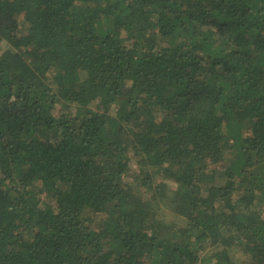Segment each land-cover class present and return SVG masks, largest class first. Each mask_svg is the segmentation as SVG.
Segmentation results:
<instances>
[{"label": "trees", "instance_id": "1", "mask_svg": "<svg viewBox=\"0 0 264 264\" xmlns=\"http://www.w3.org/2000/svg\"><path fill=\"white\" fill-rule=\"evenodd\" d=\"M262 212L264 0H0V264H264Z\"/></svg>", "mask_w": 264, "mask_h": 264}, {"label": "rangeland", "instance_id": "2", "mask_svg": "<svg viewBox=\"0 0 264 264\" xmlns=\"http://www.w3.org/2000/svg\"><path fill=\"white\" fill-rule=\"evenodd\" d=\"M139 175H141V174H138L137 172L133 173V177H134V178H138ZM163 187H164V186H163ZM162 190H163V189H162ZM159 192H163V193H164V192H166V191L163 190V191H159ZM261 215H262V217H264V212H262Z\"/></svg>", "mask_w": 264, "mask_h": 264}]
</instances>
